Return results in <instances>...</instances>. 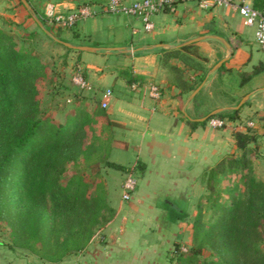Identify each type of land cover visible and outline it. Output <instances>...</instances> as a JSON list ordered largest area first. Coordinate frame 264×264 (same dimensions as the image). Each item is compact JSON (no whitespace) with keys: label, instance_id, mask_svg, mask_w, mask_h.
<instances>
[{"label":"crops","instance_id":"0c3cea01","mask_svg":"<svg viewBox=\"0 0 264 264\" xmlns=\"http://www.w3.org/2000/svg\"><path fill=\"white\" fill-rule=\"evenodd\" d=\"M66 4V9L73 8L71 2ZM150 20L152 29L147 32L138 19L122 15L99 13L77 25L78 42L74 44L98 48L75 54L85 75L83 110L88 114L102 110L101 115H93L94 133L126 144L125 149L111 148L109 159L133 172L140 161L144 170L137 175L128 201L117 194L121 181L111 198L115 215L102 227V244L94 243L78 254L76 264H140L142 255L156 253L159 235L165 236L158 235L156 227L164 208L195 207L192 204L205 193V170L222 156L236 154L233 131L241 127L243 116L259 115L264 109V88H259L248 92L239 119L219 127L209 120L194 125L187 122L203 121L199 118H206L215 108H224L221 113H226L243 96L225 93L221 85L224 74H219L218 67L211 70L228 51L210 35L224 38L231 48L224 68L247 70L264 59L252 47L253 29L244 26L231 7L199 9L193 0H187L175 4L172 12L153 14ZM198 36L207 37L182 45ZM110 47L130 51L107 52ZM149 83L158 86V99L148 95ZM106 89L110 91L107 98L103 95ZM104 100L106 106L101 107ZM159 195L161 206L156 202ZM176 222L180 226L183 220Z\"/></svg>","mask_w":264,"mask_h":264},{"label":"trees","instance_id":"16d2710c","mask_svg":"<svg viewBox=\"0 0 264 264\" xmlns=\"http://www.w3.org/2000/svg\"><path fill=\"white\" fill-rule=\"evenodd\" d=\"M102 1L79 0L72 4L77 8ZM250 4L254 8H264V0H250ZM31 8L44 28L59 41L47 36L32 19L45 36L74 54L82 52L66 47L62 42L67 41L57 38L59 32L64 31L76 36L73 26L54 28L33 6ZM256 48L264 54L259 47ZM74 59L70 81L75 90L72 98L66 99L71 105L65 114L67 118L61 122L40 110L37 90L27 72L26 53L7 47L0 37V220L10 228L13 242H36L42 255L47 259L53 257L54 261L79 251L100 224L101 213L108 209L104 190L97 186L94 193L88 192V181L82 177L84 174H71L63 181L60 178L67 164L83 157L86 148L80 140L87 137V131L93 130V115L103 113L99 109L90 114L84 112L82 91L85 86L77 85L72 77L79 71L85 84V75L79 61ZM217 70L224 74L221 85L225 93L244 95L264 88V59L247 70L224 68L223 64ZM126 82H130L129 77ZM242 105L226 113L209 114L200 122H187L203 124L211 118H218L224 125L226 121L240 118ZM257 116H243L241 127L233 131L236 154L222 156L205 170V193L194 205L196 212L190 225L191 238L198 244L190 247L189 254L174 252L171 257L179 253L183 257H178L172 264H264V255L258 246L261 240L259 229L264 220V178L255 177L251 166L256 159H264V125L258 123ZM252 120L256 121L257 127L253 126ZM259 129L261 133H257ZM88 140H96V145H106L108 156L111 148H126L122 140H108L100 134H94ZM103 166L122 175L129 170L127 165L109 157L103 160ZM92 168L91 183H94L99 169L95 165ZM143 170L144 165L137 161L134 171L140 176ZM231 177L239 178L238 188L224 186V181ZM223 194L226 197L222 200ZM201 201L207 203L210 210L207 220H204ZM173 214L175 222L185 220L187 216L184 208ZM203 249L209 251V256L196 259Z\"/></svg>","mask_w":264,"mask_h":264},{"label":"rangeland","instance_id":"374dc122","mask_svg":"<svg viewBox=\"0 0 264 264\" xmlns=\"http://www.w3.org/2000/svg\"><path fill=\"white\" fill-rule=\"evenodd\" d=\"M75 1L79 0H26L30 6H33V8L42 15L46 4L54 3L58 5L57 9L60 12H64L69 9H66L63 4ZM29 15V12L23 7L19 0H0V31L2 32V35L0 33V37L7 47L11 46L14 49L26 53L28 57L27 72L30 75L31 83L37 90L36 97L39 102L40 110L47 113L48 116H51L55 120H60L62 122L67 118L65 114H68L71 105L66 99L72 98L73 91L75 90L70 81L71 74L74 72L75 54L73 51L66 50L61 44H57L51 38L45 36ZM88 19L89 18L77 21L73 25L75 31L78 30V23ZM47 23L52 25L48 21ZM52 26L56 28L55 25ZM57 38L61 40L65 39L64 41L71 44L78 42V38L76 36H70V33L67 31L59 32ZM252 47H256V44L253 43ZM238 101H236L235 104H237ZM244 117L246 118L248 115ZM256 119L260 125H264V109ZM94 126L95 125L92 124L93 130L87 131V137H85L84 140H80L82 146L86 148L83 157L77 159L75 163L67 164L60 178L63 181L71 174H84L82 177L88 181V192L94 193L97 186L104 190L108 209L101 213L100 224L93 230L89 240L79 251L66 254L60 260L54 261L53 257L47 259L42 255L36 242H29L28 244L13 242L10 235V228L0 220V264H76L75 257L78 254H83L90 246H94V243L102 244V227L115 215L114 208L111 207V198L116 196V192L114 191H118V186L122 181L123 175L103 166V160L110 156L106 154V145H96V140H88L95 134ZM93 164L98 166L99 174L94 176V183H91ZM251 166L252 174L257 178L263 179L264 159L259 161L256 159L252 162ZM133 175L135 179H137V173L135 171ZM224 186L238 188L240 186V180L237 177L227 178V180L224 181ZM238 192L241 193L242 191L239 190ZM117 194L120 195L119 192H117ZM225 197L226 194H223L222 200ZM156 202L159 206L162 205L160 195L156 198ZM165 203L166 205L168 204L167 202ZM194 204L195 203L192 205ZM200 204L201 210L204 211V220H207L210 213V210L207 208V203L201 201ZM176 211L178 210H176L175 207L170 208L168 205L164 208V214L159 217L156 227L158 235L165 234V236L159 235L156 243L157 252L154 254L150 252L149 254L142 255L138 263L172 264L178 257H183V254H189L190 247L194 248L197 246L198 241H193L191 238L190 227L196 208L192 207L186 210L187 217L180 226H176L177 222H175L174 219L173 213ZM47 213H50V203L48 200ZM259 230L261 233V240L258 246L264 255V220L261 221ZM170 232L172 233L171 235ZM143 243L144 241L141 240L140 246L143 247ZM183 250H185V253H179L178 256L171 257V255H174V252L178 251L182 253ZM207 256H209V251L203 249L195 258L202 260Z\"/></svg>","mask_w":264,"mask_h":264},{"label":"built area","instance_id":"2783aa9c","mask_svg":"<svg viewBox=\"0 0 264 264\" xmlns=\"http://www.w3.org/2000/svg\"><path fill=\"white\" fill-rule=\"evenodd\" d=\"M187 0H133L126 2L124 0H104L97 5H84L77 8H72L68 11L60 12L56 4H46L43 12V17L46 21L60 28H69L77 21H82L87 18H93L97 14L122 15L138 19L143 31L147 32L152 29L150 17L161 11L172 12L175 4L185 2ZM199 9H206L214 6H229L240 17L244 26L253 29V41L257 47L264 52V8L258 9L252 7L250 0H193ZM80 87L85 84L81 79L79 71L72 77ZM134 86V84H132ZM148 95L152 99H158L160 91L157 85L147 84ZM104 97L110 95L109 89L104 92ZM106 106V101L101 102V107ZM214 126H221L222 120L218 118L209 119ZM247 125H251L248 122ZM136 186V179L133 175V170L129 169L121 183L120 199L128 201ZM185 251V250H183Z\"/></svg>","mask_w":264,"mask_h":264},{"label":"water","instance_id":"95a60500","mask_svg":"<svg viewBox=\"0 0 264 264\" xmlns=\"http://www.w3.org/2000/svg\"><path fill=\"white\" fill-rule=\"evenodd\" d=\"M21 2V4L24 6V8H26V10L29 12L30 16L32 17V19L35 21V23L38 25V27L43 30L45 32V34L49 37H51L52 39L54 40H57L59 41L58 39H56L49 31H47L44 26L42 25V23L40 22L39 18L36 16V14L33 12L31 6L26 2V0H19ZM203 37H207V36H198V37H195V38H191L189 40H186L182 43V45L184 44H188L190 42H193V41H196V40H199ZM210 37L212 38H216L218 40H220L222 42V44L225 46L226 50L228 51V55L224 58H221L219 61H217L211 68V70H214L216 69L217 67H219L224 61L225 59L230 55V52H231V48L228 44V42L220 37V36H217V35H210ZM62 42V41H60ZM63 45H65L66 47H69V48H73V49H76V50H79V51H85V52H96L98 51V48L97 47H94V46H88V45H79V44H71L69 42H62ZM158 46H168V45H165V44H158ZM107 52H112V51H116V52H121V51H130L128 49H123L121 47H110L106 50ZM249 93L247 94H244L240 100L237 102V104H235L234 106H231L229 107V109H237L239 106H241L247 99ZM224 108H215L214 110L210 111L209 114H215V113H219L223 110ZM205 118H199V120H203Z\"/></svg>","mask_w":264,"mask_h":264}]
</instances>
